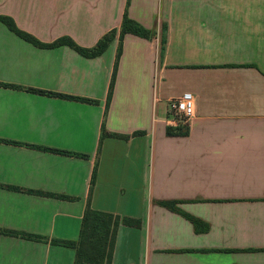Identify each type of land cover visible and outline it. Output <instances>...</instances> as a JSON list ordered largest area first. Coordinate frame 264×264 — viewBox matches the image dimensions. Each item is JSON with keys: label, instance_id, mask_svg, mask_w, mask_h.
I'll return each instance as SVG.
<instances>
[{"label": "crops", "instance_id": "0c3cea01", "mask_svg": "<svg viewBox=\"0 0 264 264\" xmlns=\"http://www.w3.org/2000/svg\"><path fill=\"white\" fill-rule=\"evenodd\" d=\"M125 11L152 36L119 57L118 33L94 59L54 45L92 48ZM0 17L34 41L0 21V264H75L57 243L87 207L140 222L111 264H264V0H0ZM185 93L187 125L168 110Z\"/></svg>", "mask_w": 264, "mask_h": 264}, {"label": "trees", "instance_id": "16d2710c", "mask_svg": "<svg viewBox=\"0 0 264 264\" xmlns=\"http://www.w3.org/2000/svg\"><path fill=\"white\" fill-rule=\"evenodd\" d=\"M0 21L11 32L20 34L27 41L34 42L33 39L30 38V36L25 35L21 31H19L16 28L14 22L10 18L0 17ZM117 33H118V41H119L117 57H119L121 53V43L125 35L131 34L146 40H150L152 36L150 30L143 28L138 23L129 19L127 16V12L125 11L119 32H117V30H112L106 33L104 36L101 37L98 43L92 48L89 49L81 48L77 46L69 38L59 40L54 45L67 46L84 58L94 59L103 55V53L110 47L111 43L116 38ZM164 44H165V40H162V51L164 49ZM113 77L109 85L107 101L110 100L112 95L113 80H114ZM53 96L62 97L60 95H53ZM166 134L168 136L172 134L186 136L188 134V129L185 126H179L178 128L175 129L168 128L166 130ZM104 137L120 138L125 140L128 139V137H121L115 134H110L104 128H102V138ZM43 149L45 151H49L57 154L64 153L62 151H58L54 149H47V148H43ZM64 155H70V154L65 153ZM156 205H158L161 208L172 211L174 213L178 212V210L175 207L176 202L159 201L156 202ZM181 215L193 224L196 233H206L208 231L207 225H203L202 227H200L201 224L196 219L186 216L184 214ZM121 224L127 227H140L139 221L128 218L115 217L107 213L93 211L89 207H87L83 214L82 225L78 239L74 242H58L57 244L75 250V254H76L75 264H103L105 261H108V264H111L114 244H115V237L117 234L118 227ZM5 233L18 235L10 232H5ZM20 236L26 237L28 239H41L36 236L25 235V234H21Z\"/></svg>", "mask_w": 264, "mask_h": 264}, {"label": "built area", "instance_id": "2783aa9c", "mask_svg": "<svg viewBox=\"0 0 264 264\" xmlns=\"http://www.w3.org/2000/svg\"><path fill=\"white\" fill-rule=\"evenodd\" d=\"M193 103V96L190 93H185L180 98L169 102V113L174 117L180 116L181 123L187 125L193 116Z\"/></svg>", "mask_w": 264, "mask_h": 264}, {"label": "rangeland", "instance_id": "374dc122", "mask_svg": "<svg viewBox=\"0 0 264 264\" xmlns=\"http://www.w3.org/2000/svg\"><path fill=\"white\" fill-rule=\"evenodd\" d=\"M178 119H181L180 116H177ZM103 264H108V261H105Z\"/></svg>", "mask_w": 264, "mask_h": 264}]
</instances>
